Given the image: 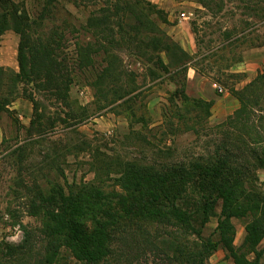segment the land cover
Instances as JSON below:
<instances>
[{"label":"rangeland","instance_id":"obj_1","mask_svg":"<svg viewBox=\"0 0 264 264\" xmlns=\"http://www.w3.org/2000/svg\"><path fill=\"white\" fill-rule=\"evenodd\" d=\"M12 1L28 20L22 23L9 13L0 23V79L11 83L8 75L20 72L19 50L31 58V52L45 45L56 46L57 60L73 73L62 84L60 97L32 82H20L9 111L0 113V264H55L51 261L55 246L62 249L57 264H85L64 248L63 236L52 235L57 223L51 215L60 210L52 202L61 189L70 195L72 184L77 186L73 189L95 184L107 196L124 194L120 181L126 179L128 165L162 170L175 161L229 150L231 158L236 157L231 160L241 165L238 192L264 198V167L258 159L259 133L264 135V77L259 78L264 65L246 81L244 73L229 71L231 64L264 45V0H144L135 5L139 13L114 14L95 29L88 26L89 18L99 16V9L109 6L107 0ZM148 1L156 6L152 9ZM161 2L174 4L171 16ZM0 6L1 16L4 7ZM182 12L187 15L184 22ZM150 19L169 38L146 31ZM177 23H181L178 33L190 34L197 48L187 75L176 65L180 58L176 49L162 50L151 41L158 37L172 46L179 43L171 34ZM17 26L24 33L17 32ZM189 67L218 80L224 91L217 93H228L238 101L232 114L221 117L213 90L207 92V106L184 105L176 90L186 81L189 95ZM130 90L132 94L124 97ZM191 90V97L200 96L195 85ZM88 201L82 197V207L99 213L85 216L88 225L112 224L108 240L112 254L101 264H170L160 252L161 226L152 220L134 224L115 200L109 208ZM109 210L111 221L104 215ZM216 210L221 213V203ZM256 217L259 211L249 209L230 218L232 246L243 247ZM220 218L214 216L206 223L204 236L214 233ZM26 229L32 234L31 248H16ZM263 245L264 237L254 250ZM247 258L253 261L256 253L249 252ZM206 264L236 263L221 245Z\"/></svg>","mask_w":264,"mask_h":264},{"label":"trees","instance_id":"obj_2","mask_svg":"<svg viewBox=\"0 0 264 264\" xmlns=\"http://www.w3.org/2000/svg\"><path fill=\"white\" fill-rule=\"evenodd\" d=\"M107 1H109V6L103 5L99 9L100 12H97L99 16L93 15L89 18L88 26L92 29H95L96 24L107 23L114 14L119 16L120 12H127L126 14L129 16L133 12L139 13L135 5L141 4L144 0ZM148 3L152 5V9L156 6L151 1ZM0 5L4 7L0 23L6 21L9 13L14 14V18H18L22 23L28 20L27 14L19 13V9L12 0H0ZM147 22L149 25L146 31L162 33L166 38H169L164 30L155 26L153 19ZM117 23L119 28H122V22L118 20ZM128 25L137 30L131 23ZM15 30L21 34L24 33V30L19 26L15 27ZM151 41L160 46L162 50L176 49L180 53L176 65L182 66L183 72L186 73L188 64L193 61L194 55L189 54L177 42H174L172 46L168 41L162 43L158 37H153ZM55 50L56 46L45 45L31 52V58H28L26 52L22 53V50H19L20 72H12L8 75L11 83H4L0 79V113L9 111L8 106L12 102V98L19 94L17 89L20 82L24 84L32 82L34 86L44 92L56 94L58 97L63 95L62 84L67 79L71 80L69 73L72 74L73 69L69 70L68 64L57 60L58 53L56 54ZM158 61L161 63L160 59ZM80 63L79 59L77 64L81 69ZM1 76L2 73H0ZM209 77L213 79L212 76ZM260 77H264V74L259 75ZM181 85L176 93L183 96L184 105L192 104L195 108L207 106V100L186 94V81H182ZM132 92L133 90L127 91L124 97ZM29 96L36 106L34 96L32 94ZM35 112H37L36 107ZM177 113L182 112L178 109ZM258 142L259 166L264 167V135L261 132ZM232 156L229 150H225L223 155H218L217 152L207 153L190 160L175 161L165 165L162 170L145 166L136 168L133 165H128L130 170L125 174L126 179L120 181L121 187L126 193L119 196L113 195V193L107 196L92 183L83 184L78 189H73L77 186L72 184L70 185V195H65L61 189L60 192L58 191V198L52 202L60 209L58 213L51 215L57 223L52 235L63 236L64 248H70V251L75 253V257L84 260L85 264H101L107 256L112 254L108 242L112 234V224L107 221L108 225L104 226L91 227L88 225L85 216L93 217L95 211L87 205L84 209L80 201L85 196L89 199L88 205L100 204L109 208L115 200V206L125 212L123 216L132 218L128 220L134 221V224L152 220L154 224L163 228L159 235L161 237L160 252L170 264H183V262L206 264L214 251L221 245L231 252V257L236 264H264L260 262V259H264V245L258 252L254 250V247L264 237V198L254 192H238L241 183L238 168L241 165L239 166L231 160L236 158L235 156L231 158ZM219 203H221L222 211L217 214L216 207ZM249 209L259 211V217H256L250 227L243 247L235 248L232 246L233 225L230 218L243 215ZM111 212L109 210L104 214L110 221L113 219ZM218 215L221 218L218 220V226L214 233L204 236V226L212 217ZM172 227L174 230L171 229ZM192 235L195 237L190 239ZM31 237V232L26 229L23 243L17 245L16 248L23 250L31 248ZM246 247L248 251L244 252L243 249ZM14 248L13 246L7 247L10 251H14ZM61 250L60 246H55L52 252L51 261H55V264H57ZM252 251L256 253V259L253 261L247 258V254ZM46 261H49V258ZM42 264L45 263L42 262Z\"/></svg>","mask_w":264,"mask_h":264},{"label":"crops","instance_id":"obj_3","mask_svg":"<svg viewBox=\"0 0 264 264\" xmlns=\"http://www.w3.org/2000/svg\"><path fill=\"white\" fill-rule=\"evenodd\" d=\"M162 7H164L169 13V16L173 14V5L174 4H167L164 2H161ZM185 13V12H182ZM181 13V14H182ZM186 14V13H185ZM185 18H181L180 21L184 22ZM181 23H177L175 25H172L173 27V33L172 36L181 44V46L191 55H193L197 48L194 44V39L190 36V34H181L178 33V27ZM9 33L8 31L5 32ZM13 40L15 41V38L17 37L16 34H14ZM14 44V42H13ZM17 60V59H16ZM11 65H14V61L10 63ZM264 65V45L259 46L258 48H255L254 50L250 51L246 56L242 58L237 63L231 64L229 67V71L231 73H244L245 74V81L248 79L253 78L259 67ZM187 91L188 94L192 96V90L191 86L195 85L197 88V93H199L200 96L197 95V97H201L203 99L210 100V98H207V92H210L211 90L215 93V103L221 104V117L230 115L234 112L238 105V101L236 99H232L228 93H224L220 95V93H217L218 90L215 87V81H212L211 78L204 76L200 73H198L194 68L189 67L188 71V79H187ZM244 82V81H243ZM221 85V84H220ZM224 88V87H223ZM195 97V95H193ZM206 97V98H205ZM212 100V99H211Z\"/></svg>","mask_w":264,"mask_h":264},{"label":"built area","instance_id":"obj_4","mask_svg":"<svg viewBox=\"0 0 264 264\" xmlns=\"http://www.w3.org/2000/svg\"><path fill=\"white\" fill-rule=\"evenodd\" d=\"M181 16H182L183 18H187V15H186L185 13H182ZM215 87H216V89H217L220 93H222V92L224 91L223 86L220 85L219 83H215Z\"/></svg>","mask_w":264,"mask_h":264}]
</instances>
